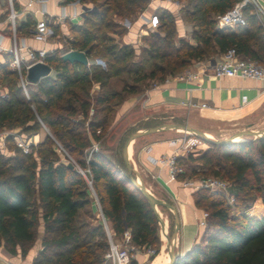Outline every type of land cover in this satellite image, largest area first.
Listing matches in <instances>:
<instances>
[{"label": "trees", "instance_id": "obj_1", "mask_svg": "<svg viewBox=\"0 0 264 264\" xmlns=\"http://www.w3.org/2000/svg\"><path fill=\"white\" fill-rule=\"evenodd\" d=\"M73 1L99 5L84 12V23L92 28L69 24L72 36L66 50L84 51L87 58L97 52L105 60V69L64 61L63 52L54 49L46 53L44 62L57 71L55 77L36 82L38 93L26 99L17 72L10 70L7 62L0 65V88L6 90V96H0V130L19 128L28 137L43 124L55 139L46 135L27 153L11 136L5 139V144H14L15 154L5 157L0 153V246L13 256L19 253L24 257L41 226L40 249L32 264H110L105 257L106 228L101 222L92 224L81 218L91 200L84 177L56 156L54 149L60 142L86 170L111 238H122L127 232L131 245L152 250L151 260L160 252L157 219L148 201L128 180L121 153L119 162L103 151H92L86 159L85 150L92 141H100L109 126V106H117L126 94L142 89L146 79L163 81L166 74L182 71L193 60H211L229 48L264 65V24L257 9L247 3L242 9L244 25L219 27L217 16L239 0H187L180 9L184 20L193 23L194 43L179 37L176 45L171 12L157 8V29L162 27L164 35L153 31L143 36L146 47L134 61L131 45H119L112 37L100 34L94 22H105L109 14L120 18L104 24L114 26L112 32L121 36L126 31L121 21L143 12L149 0H65ZM34 22L27 17L16 33H28ZM53 32V37L60 33L56 26ZM148 63L151 67L146 71L143 67ZM122 74L127 78L133 75L131 82H124L119 90H108L109 79L122 78ZM93 82L99 89L92 103L85 96ZM126 138L120 141L122 147ZM207 144L197 156L189 152L177 157L183 168L186 161L194 164L184 168L178 180L213 176L227 181L228 188L226 193L204 188L193 191L194 205L208 214L206 226L198 242L173 264H264V215L247 213L250 201L256 198L264 206V137ZM130 264L137 262L132 258Z\"/></svg>", "mask_w": 264, "mask_h": 264}, {"label": "crops", "instance_id": "obj_2", "mask_svg": "<svg viewBox=\"0 0 264 264\" xmlns=\"http://www.w3.org/2000/svg\"><path fill=\"white\" fill-rule=\"evenodd\" d=\"M10 1L16 11V27L25 22L27 17H31L34 21L46 18L50 24L58 27L60 33H66L67 22L80 23L84 16L83 6L85 5L78 1L66 3L65 0L44 2L0 0V65L7 62L8 67L13 58L14 47L21 46L22 55H25L26 46L47 50L56 48L50 42L53 37L46 42L33 40L30 31L32 25L28 28V33L15 31L13 35L7 22ZM166 1L149 0L143 12L132 19L122 20L121 23L126 27V31L121 36L113 35L117 38L116 42L120 45H131L135 53L137 49L146 47V44L142 42V33H144L142 25L145 26L148 14L157 8L173 13V2ZM252 1L257 11L264 16V0ZM164 2L166 3L163 4ZM9 55L11 58L7 60ZM87 59L90 64L89 58ZM203 62L204 60H193L181 73L155 82L135 93L126 94L124 100L115 106L111 128H118L124 133L129 130H143L166 122H175L196 127L210 136L212 135L209 132L211 123L226 124L228 129H236L242 125L248 128L258 121L264 123V81L240 77H216L209 73H202L199 68ZM186 72L194 73L195 76L181 77ZM113 79L114 77L110 78L109 83ZM0 90L6 92L4 88ZM242 95L246 96L245 104H241ZM202 103L206 106L201 107ZM40 130L44 134L37 132L28 136L32 144L41 142L45 137V129L40 128ZM183 133L176 129H166L139 137L131 142L129 153L131 164L134 163L133 166L136 165L146 178L148 176L153 178L162 194L175 202L179 214L175 252L179 255H183L200 239L204 228L197 224V220L202 210L194 205L193 191L182 186L180 180L170 179L165 166L153 163L151 158H157L162 154L170 155L174 151L170 140L188 136ZM161 248L165 249L164 246ZM155 257L150 260L146 252H137L135 260L139 264L144 262L153 264Z\"/></svg>", "mask_w": 264, "mask_h": 264}, {"label": "rangeland", "instance_id": "obj_3", "mask_svg": "<svg viewBox=\"0 0 264 264\" xmlns=\"http://www.w3.org/2000/svg\"><path fill=\"white\" fill-rule=\"evenodd\" d=\"M186 1L187 0H167L166 1V2H171V3L173 2L172 3V7L174 8V10H173V13H171V17H172V22H173L172 28H173V31H174V41H175L176 45H178L179 37H182V39L184 41H187L189 43H194V41L191 39V32H192V29L194 27L193 23H192V21L184 20L183 12L180 9L183 5L187 4ZM166 2H164L163 4H165ZM158 3H159V1H158ZM249 3L252 6H254V8H256L252 0ZM83 4L86 7H88V10L84 11L85 13H88L89 11L96 9V6L99 5V3H96V2L92 3V2H89V1L88 2H84ZM158 15H160V11L158 12ZM110 20H112L115 23V21L119 22L121 19L109 14V16L107 17L105 22L106 21H110ZM105 22L96 21V22H94L95 23L94 25H96V27H98V31H99L100 34H104L105 33L109 37H112L114 42L117 43L116 42L117 38H114L113 35H118V34H115V33L112 32L113 29H115V27L114 26H109L108 27V26H106L104 24ZM69 24H73V23L68 22L66 24V33H59V35L57 37H53V39L50 41L53 45H55L56 48H54V49H59L60 52L66 51V48L68 46L67 40H68V38H70L72 36V34H71L70 30H69L70 29ZM76 24H82L83 26L85 25L88 28H92V25L84 23V20H81L80 23H76ZM116 29H118V28H116ZM142 31L144 32V33H142V37L143 36H149V34L151 33L150 31L146 30V27L144 25H142ZM156 31H158V33H160L161 36L164 35V30H163L162 27L160 29H156ZM151 39H153V38H151ZM98 49H100L99 46H98ZM141 49L142 48L137 49V53L134 52L135 53L134 57H132V59L134 61H136V60L138 61L140 59L139 54L141 53ZM135 55H137V57H135ZM208 60H210V58L204 59V62H206ZM89 62H90V64L99 66L101 69H105L106 68L105 60L97 52L94 53L93 56H91L89 58ZM88 65H86V66H88ZM150 67H151V63H148L143 68H144V70L147 71V69H149ZM182 71L176 72V73L172 74L171 76H173V75L175 76V75L181 73ZM56 72L57 71L52 68L50 75L52 77H55ZM121 76L124 79L119 78V77H114L112 82L109 83L110 80L108 81V85H109L108 86V90H114V89L115 90H119L120 87H122L124 84H126L124 82L130 83L131 79L133 78V75H130L128 78L126 77V74H122ZM167 77H169V74H166L164 79L167 78ZM125 79H126V81H125ZM155 82H160V81H158L156 79H154L153 81L146 79L144 83L142 82L143 83L142 86H143V88H146V87L150 86L151 84H154ZM21 89H22V94H23V96L26 99H28L29 97H32V95L34 93L35 94L38 93L37 92V84L36 83H27V84H25V87L24 88L21 87ZM24 89H26V91ZM98 89H99L98 83L97 82H93L91 87H90V89L88 90L87 96H85V97L89 98L90 101L93 103V100L96 97V94L98 93ZM31 105L33 107V104H31ZM109 108H110L109 117L111 118V120H110V122L108 124L109 126L105 127L106 131L102 133V137H101L100 141H92L90 148L85 150V153L87 152L86 153L87 155L85 154L86 159L90 155V152H92V151H103L106 155H108L109 158H116L118 161L120 159V153H121V149H122V143H121L122 141L121 140L123 138H126L132 131H126V132L122 133V130H119L118 128L117 129L116 128H111V125H112V122H113V119H114V116H115L116 107H115L114 104H112L111 106H109ZM91 112H92V108H90V110H89V115H90ZM255 124H252L249 128L250 129H261V128H264V123L263 122H259L258 121ZM85 127H86V123H85ZM40 128H44L46 135H49L51 138L54 139L53 134L51 133V131L46 126L41 124ZM245 128H246L245 125H242V126L237 127L236 129H228V126L226 124H223V123H213L212 124L211 123L209 132L212 135H210L209 137H211L212 139H221V138H225V137L229 136L230 134H232V133H234L236 131H240V130H243ZM6 130L7 131H11V132L12 131L13 132H18L19 134H22L20 132L19 128L6 129ZM38 132H42L44 134V132L42 130H40ZM97 133H99V129L97 130ZM180 133H183V132L180 131ZM23 135H25V134H23ZM184 135H187V134H184ZM44 138H43V140H44ZM118 139H119V141H118ZM119 142H120V145H118ZM38 143L39 142H36L35 144H32V146H33L32 149H31L32 151L35 149V147H36V145ZM207 147H208V144L205 143V142L198 143L197 146L195 147V150H193L194 156H197L198 153L201 150H204ZM54 150L56 151L55 152L56 156L59 158L60 161H62L63 163H71L73 165V168H75L85 179V187H86V190L89 193L88 195H89V198H90L91 201H90V204L88 206H86L84 208V210L81 211V213H80L81 218L83 220H86L88 223H92V224H96L98 222L102 223V220L100 218L101 215H100L98 203H97V200H96V196L94 194V191H93V188H92V185H91V180L88 177V175L86 173V170H83L79 166V164L74 159V156H71L70 154H68V152L65 150V148L63 147V145L60 142H57V145H56ZM0 153L2 155H4L5 157L14 155L15 154V146H14V144L11 141L7 142L4 145V147L1 148V152ZM131 154H132V147H131ZM132 157L133 156H131V159H133ZM133 165H134V163H133ZM190 167H194V164H190L188 161H186V164H185L184 168L188 169ZM135 169H137L136 165H135ZM137 171H138V173L141 175V177L143 179L144 186L147 188V190L150 193H152L158 199L166 200V201H168V202H170V203L175 205L174 201H172L170 199H167L162 194V192L158 188V185L153 181V178H151L150 176H148L146 178L142 174V172H140L138 169H137ZM137 180H138V177H137ZM222 180H224V179H222ZM225 182H227V181H225ZM252 195L254 196V194H252ZM250 203H251V206H250V208L247 211L248 213L251 212L249 214L250 216H254V217L257 216L258 217V216H263L264 215V206L261 203L260 198H256V199L250 201ZM156 210L160 213L161 218L166 221V224H167V237L166 238H168L170 236L171 232H172L173 213H172V211L170 209H168L166 207H163V206H158L156 208ZM200 210H203V209H200ZM157 226H158V235H159V239H160V242H161L160 248H161V246L163 244H164V248H166L165 244H167V240H166V243H165V240L163 239V236L161 235L162 234L161 233V225L158 223V221H157ZM40 236H41V227L39 226L37 228L36 238L30 244V246H29L30 248H29L27 254L24 257H22L19 253L14 255V256L11 255V254H8V252L3 248V246H0V261L4 262L6 264H32V261H33L34 257L36 256L37 252L40 249V243H39L40 242V239H39ZM112 240H113V242L115 244H124V242L122 241L121 237L115 236ZM107 243H108V249H109V241H108V239H107ZM138 252H141V253L146 252L148 254V256L150 255L148 253V250L143 249V248L139 249ZM135 257H136V255H135ZM107 260L109 261L110 264H112L109 259H107ZM137 264H139V262H137ZM142 264H147V262H144ZM156 264H162V261H158Z\"/></svg>", "mask_w": 264, "mask_h": 264}, {"label": "built area", "instance_id": "obj_4", "mask_svg": "<svg viewBox=\"0 0 264 264\" xmlns=\"http://www.w3.org/2000/svg\"><path fill=\"white\" fill-rule=\"evenodd\" d=\"M37 1L44 2L47 0ZM249 2H251V0H239L230 9L218 15L216 18L217 26H227L230 28H234L237 25H244L245 19L242 13V9ZM15 18L16 11L14 10L10 1L7 22L13 35L16 31ZM159 24L160 20L157 12H150L148 14V19L145 22L146 30L150 32L156 31ZM30 31L33 40L37 42H46L54 35L53 25L50 24L49 20L46 18L35 20ZM21 49V46L14 47L12 49L13 58L9 62V69L17 72L19 77V84L24 88L25 84L28 83L25 79L27 68L32 63L39 61L44 62L46 53L52 50H47L45 48L33 49L26 46L24 48L25 55H22L20 53ZM199 69L202 73H209L216 77H240L264 81V65L259 64L254 60L239 56L234 48H229L224 53L217 55L213 59V62L212 60H208L201 63ZM183 76L186 78H192L195 76V74L186 72L181 75V77ZM24 90L26 91V89ZM0 96H6V92L0 90ZM245 103L246 96L242 95L241 104ZM203 106H206V104L202 103L201 107ZM8 136H11L14 144L19 147L24 153L29 152L30 146L32 145L30 139L23 134H19L18 132H11L7 130H0V149L4 147L5 139ZM198 143H201V141L192 136L170 140V144L173 145L174 151L170 155L162 154L157 158H151V161L157 165L165 166L167 175L170 179H178V175L184 173V168L178 164L177 157L192 152ZM180 182L182 186L187 187L192 191L204 188L208 189L209 191H222L226 193V190L228 188L227 182L213 176L184 178L180 180ZM229 203H232V198H229ZM207 216V212L202 210L197 220V224L200 227H204L206 225ZM101 220L106 228L109 241V249L105 257L109 259L112 264H130L131 259L135 257L139 249L130 244L129 235L127 232H125L122 236V241L124 242V244H115L111 238L104 218L101 217ZM148 253L151 254L152 250H148Z\"/></svg>", "mask_w": 264, "mask_h": 264}, {"label": "water", "instance_id": "obj_5", "mask_svg": "<svg viewBox=\"0 0 264 264\" xmlns=\"http://www.w3.org/2000/svg\"><path fill=\"white\" fill-rule=\"evenodd\" d=\"M83 10L84 11L88 10V7L83 6ZM260 19L262 23L264 24V16L262 14H260ZM61 58L64 61L78 62L83 65L88 64V59H87L85 52L80 51V50H73V49L66 50L61 54ZM212 62H213V59H212ZM50 73H51V67L45 62L39 61V62L32 63L27 68L25 79L28 83H36L42 78L50 77L51 76ZM166 129L180 130L186 133L188 136H192L200 140L201 142L213 143V144H229V143L245 140L246 137H252V138L264 137V129H250L248 127L243 130L236 131L225 138L212 139L205 132L201 131L200 129L196 127H192L186 123L181 124V123H175V122H166V123H162V124L149 127L143 130H135L128 135V137L126 138L123 144L122 150H121V158L123 160L125 168L127 169L128 180L130 181V183H132L137 188V190L148 201L160 225L162 224V221L157 214L156 208L158 206L166 207L170 209L173 213L172 232L170 236L167 238L168 261L166 263V264H173L175 259L181 256L175 252L176 238H177V233L179 229V214H178L177 208L174 204L166 200L158 199L152 193H150L147 190V188L144 186L141 175L138 173L137 169H135V167L129 161V147L132 141H134L135 139L139 137H142V136H145L151 133H155L161 130H166ZM67 166L69 168L73 167L71 163H67ZM137 177H138V180H137ZM0 264H6V263L0 261Z\"/></svg>", "mask_w": 264, "mask_h": 264}, {"label": "bare ground", "instance_id": "obj_6", "mask_svg": "<svg viewBox=\"0 0 264 264\" xmlns=\"http://www.w3.org/2000/svg\"><path fill=\"white\" fill-rule=\"evenodd\" d=\"M129 153H130V147H129ZM157 214L159 216V218L161 219L162 221V224H161V235L163 236V239L165 240V243H166V240H167V224H166V221L163 220L160 216V213L157 211ZM166 248L162 250L161 248V251L156 255L155 259H153V264H156L158 261H162V264H166L167 262V257H168V244H165ZM164 246V244L162 245Z\"/></svg>", "mask_w": 264, "mask_h": 264}]
</instances>
